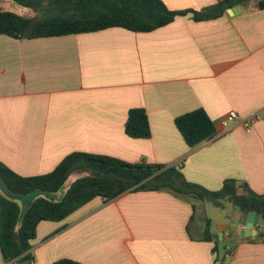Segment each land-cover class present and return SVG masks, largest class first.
<instances>
[{"label": "crops", "instance_id": "obj_1", "mask_svg": "<svg viewBox=\"0 0 264 264\" xmlns=\"http://www.w3.org/2000/svg\"><path fill=\"white\" fill-rule=\"evenodd\" d=\"M161 1L187 13L150 32L114 27L37 39L0 35L1 164L35 176L84 152L175 166L187 181L212 191L233 179L264 196L260 0L206 21H195L193 12L217 0ZM24 9L22 16H33ZM131 108L145 110L149 138L125 133ZM198 108L215 134L189 148L174 118ZM230 111L260 119L248 132L240 122L223 129ZM205 203L168 189L126 191L106 202L96 197L63 221L37 225L31 264L63 258L81 264H264L260 216L246 235L248 215L235 207L229 214L227 201L211 204L209 214ZM206 220L212 241L203 240ZM0 264L18 263L4 262L0 253Z\"/></svg>", "mask_w": 264, "mask_h": 264}, {"label": "trees", "instance_id": "obj_2", "mask_svg": "<svg viewBox=\"0 0 264 264\" xmlns=\"http://www.w3.org/2000/svg\"><path fill=\"white\" fill-rule=\"evenodd\" d=\"M31 9L32 17L0 10V35L15 39H37L76 35L119 27L132 32H150L174 21L187 12L169 10L161 0H10ZM251 0H217L212 6L193 12L195 21L222 16L227 9L245 5ZM264 8V0L259 1ZM174 126L185 144L192 148L211 139L215 128L207 113L198 108L174 118ZM131 138L150 137V126L144 109L131 108L124 123ZM74 172L84 173L69 183L65 192L59 189ZM0 178L8 191L19 195L14 200L0 188V253L4 262L33 260L30 254L37 225L42 221L60 222L96 197L109 201L126 191L168 189L177 194L220 207L227 201L244 216L256 213L264 221V196L254 193L246 183L228 179L212 191L189 182L175 166L128 163L98 154L73 152L45 174L21 176L0 163ZM27 206L23 210L22 203ZM203 240L212 241L209 220ZM53 264H81L63 258Z\"/></svg>", "mask_w": 264, "mask_h": 264}, {"label": "built area", "instance_id": "obj_3", "mask_svg": "<svg viewBox=\"0 0 264 264\" xmlns=\"http://www.w3.org/2000/svg\"><path fill=\"white\" fill-rule=\"evenodd\" d=\"M260 119L259 115H253L247 118H240L235 111H230L228 114L221 120V126L223 129H228L232 123L240 122L245 131L248 132L251 130L252 126ZM260 240L264 243V225L260 231Z\"/></svg>", "mask_w": 264, "mask_h": 264}, {"label": "water", "instance_id": "obj_4", "mask_svg": "<svg viewBox=\"0 0 264 264\" xmlns=\"http://www.w3.org/2000/svg\"><path fill=\"white\" fill-rule=\"evenodd\" d=\"M231 9L234 10V11L235 10L240 11L241 7L237 6V7H232ZM0 188H1V191L3 192V194L6 195L8 198H10L12 200H14L16 198H19V195L11 193V192L8 191V188H7L5 182H4V180L2 178H0ZM26 206H27V203L23 202L22 203V209L24 210L26 208ZM258 220H259V215L258 214L253 213V212H250L248 214V216H247V224H246V230H247L246 235L250 234L253 224L258 223ZM20 264H31V261L29 259H25V260L21 261Z\"/></svg>", "mask_w": 264, "mask_h": 264}, {"label": "rangeland", "instance_id": "obj_5", "mask_svg": "<svg viewBox=\"0 0 264 264\" xmlns=\"http://www.w3.org/2000/svg\"><path fill=\"white\" fill-rule=\"evenodd\" d=\"M10 6L13 7V8H10ZM15 7L18 8L20 11L19 12H14L15 11L14 10ZM9 9H12L11 12H13V13H16V14L17 13L18 14L20 13L19 15H23V13L25 11V9L23 7H20L19 5L13 3L10 0H0V10H3L4 11V10H9ZM84 175H85L84 173H81V176H84ZM73 179L74 178H71V177L68 179V181L57 192V196H61L65 192V190L68 187L69 183L72 182ZM205 204H206L207 211L209 212V214H211V211L210 210H211V208H213L211 206V203H205ZM231 208H233L232 205L230 206V208L228 210L229 211V214H232V211L233 210ZM221 244H222V242H221Z\"/></svg>", "mask_w": 264, "mask_h": 264}]
</instances>
